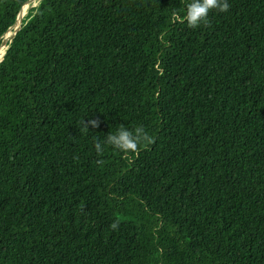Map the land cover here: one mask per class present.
<instances>
[{"label": "trees", "instance_id": "trees-1", "mask_svg": "<svg viewBox=\"0 0 264 264\" xmlns=\"http://www.w3.org/2000/svg\"><path fill=\"white\" fill-rule=\"evenodd\" d=\"M28 1L0 0V40ZM227 2L195 29L190 0L29 8L0 62V264H264V0ZM121 124L154 143L98 155Z\"/></svg>", "mask_w": 264, "mask_h": 264}, {"label": "clouds", "instance_id": "clouds-1", "mask_svg": "<svg viewBox=\"0 0 264 264\" xmlns=\"http://www.w3.org/2000/svg\"><path fill=\"white\" fill-rule=\"evenodd\" d=\"M229 9L230 4L227 0H190V3L186 5L183 20L186 21L189 28L195 29L202 24H208V16L211 11L225 13ZM173 16L175 17L176 13H173ZM82 126L83 130L87 132L89 128H97L99 124L95 120H89L82 121ZM153 143V137L142 126L129 130L121 124L115 133L108 132L103 141L96 140L94 148L98 155H102L106 144L127 156L129 154L138 155L141 147H147ZM97 163H102V161H97ZM110 227L117 230L119 224L113 222Z\"/></svg>", "mask_w": 264, "mask_h": 264}, {"label": "bare ground", "instance_id": "bare-ground-1", "mask_svg": "<svg viewBox=\"0 0 264 264\" xmlns=\"http://www.w3.org/2000/svg\"><path fill=\"white\" fill-rule=\"evenodd\" d=\"M38 2H39V0H31V1H30V4H29L27 7H25V9L27 10V9L30 8V7H34V6H36V5L38 4ZM25 9H24V10H25ZM21 12H22V11H21ZM21 12L19 13V17H18V20H19V21H20ZM13 29H15L14 26H13L12 28H10V29L8 30V32H6V34H5V37L8 38V40L11 39V36H12V34H13ZM6 38H5V40H6ZM7 44H8V43H7ZM6 48H7V46L4 48V50H2V51L0 52V60L2 59V57H3V55H4L5 51H6Z\"/></svg>", "mask_w": 264, "mask_h": 264}, {"label": "water", "instance_id": "water-1", "mask_svg": "<svg viewBox=\"0 0 264 264\" xmlns=\"http://www.w3.org/2000/svg\"><path fill=\"white\" fill-rule=\"evenodd\" d=\"M29 1H31V0H29ZM28 1V2H29ZM40 1V0H39ZM22 8V7H21ZM20 11H21V9L19 10V13H20ZM19 13L17 14V17H16V20H15V23H14V25H15V29H14V31H13V34H12V36H11V39L10 40H8V44H7V48H6V50L8 49V47H9V44H10V42L12 41V38H13V36L15 35V33L21 28V21H19L18 20V17H19ZM13 25V26H14ZM6 42V40H2L1 41V43H0V46H3V45H5L4 43ZM2 61V59L0 60V62Z\"/></svg>", "mask_w": 264, "mask_h": 264}, {"label": "rangeland", "instance_id": "rangeland-1", "mask_svg": "<svg viewBox=\"0 0 264 264\" xmlns=\"http://www.w3.org/2000/svg\"><path fill=\"white\" fill-rule=\"evenodd\" d=\"M38 4H39V2H38ZM38 4H37L36 6H34V7H32V8H36V7L38 6ZM32 8H31V9H32ZM31 9L28 8L27 10H26V9H25V10H24V9L22 10V12H21V16H20V21H21V23H22V21L26 18V15L31 11ZM12 27H13V26H12ZM12 27H11V28H12ZM14 28H15V25H14ZM13 31H14V29H13ZM5 38H6V37H5V35H4V36L2 37V39L0 40V43H1L2 40H5ZM6 42L9 43V42H8V38H6ZM6 42L4 43L5 45L0 46V52H1L2 50H4V48L6 47Z\"/></svg>", "mask_w": 264, "mask_h": 264}]
</instances>
